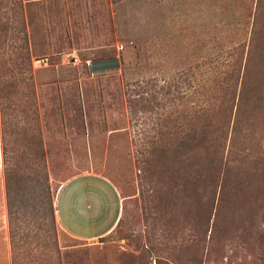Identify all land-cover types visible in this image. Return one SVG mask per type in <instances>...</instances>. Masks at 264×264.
Here are the masks:
<instances>
[{
	"label": "rangeland",
	"instance_id": "rangeland-1",
	"mask_svg": "<svg viewBox=\"0 0 264 264\" xmlns=\"http://www.w3.org/2000/svg\"><path fill=\"white\" fill-rule=\"evenodd\" d=\"M254 8L255 0H0V21L10 23L0 57L23 50L26 36L59 264H192L179 245L194 231L188 182L178 191L154 155L144 172L143 137L157 126L135 119L126 90L224 58L248 42ZM260 235L246 242L234 230L197 264H264ZM0 264H11L1 144Z\"/></svg>",
	"mask_w": 264,
	"mask_h": 264
},
{
	"label": "trees",
	"instance_id": "trees-1",
	"mask_svg": "<svg viewBox=\"0 0 264 264\" xmlns=\"http://www.w3.org/2000/svg\"><path fill=\"white\" fill-rule=\"evenodd\" d=\"M253 12L248 42L224 58L218 53L208 57L203 71L194 65L166 81L150 77L126 90L135 119L157 126L155 133L142 136L151 144L141 150L147 154L139 162L144 172L152 170L145 163L154 155L161 164L158 174L173 177L178 191L188 182L194 231L186 246L179 245L192 264L234 230L246 242L261 240L264 233L258 230V220L264 228V0H255ZM8 28L9 22L0 21V33ZM21 41L23 50L0 57V144L11 264H59L54 190L45 169L24 33Z\"/></svg>",
	"mask_w": 264,
	"mask_h": 264
},
{
	"label": "crops",
	"instance_id": "crops-1",
	"mask_svg": "<svg viewBox=\"0 0 264 264\" xmlns=\"http://www.w3.org/2000/svg\"><path fill=\"white\" fill-rule=\"evenodd\" d=\"M111 228V227H110ZM110 228H107L106 230H101V231H98V232H91V234H89V236H85L83 237L82 239L83 240H86V239H90V238H93L95 236V234H105L106 232H108L110 230Z\"/></svg>",
	"mask_w": 264,
	"mask_h": 264
}]
</instances>
